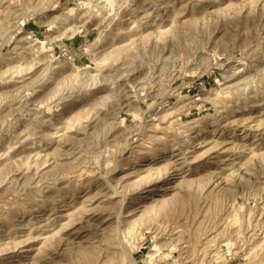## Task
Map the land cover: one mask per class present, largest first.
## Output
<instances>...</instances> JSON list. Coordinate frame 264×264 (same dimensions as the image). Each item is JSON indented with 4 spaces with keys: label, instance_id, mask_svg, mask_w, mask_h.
<instances>
[{
    "label": "rangeland",
    "instance_id": "374dc122",
    "mask_svg": "<svg viewBox=\"0 0 264 264\" xmlns=\"http://www.w3.org/2000/svg\"><path fill=\"white\" fill-rule=\"evenodd\" d=\"M94 1L0 0V264H264V0Z\"/></svg>",
    "mask_w": 264,
    "mask_h": 264
},
{
    "label": "bare ground",
    "instance_id": "6f19581e",
    "mask_svg": "<svg viewBox=\"0 0 264 264\" xmlns=\"http://www.w3.org/2000/svg\"><path fill=\"white\" fill-rule=\"evenodd\" d=\"M96 1V3H95V7L96 8H98V9H103L104 8V6L105 5H103V0H95ZM94 1V2H95ZM91 12H93L92 10L90 11V13ZM86 14V13H85ZM84 14V15H85ZM70 16H71V14H70ZM54 25H57V26H60V27H58V28H61V29H63L64 28V26L66 25V24H68V23H71V22H69V20H68V18L66 17V15L64 14V13H59L57 16H55L53 19H52V21H51ZM51 23V24H52ZM82 25V24H81ZM83 26V25H82ZM66 27V26H65ZM102 27V26H101ZM106 26L105 27H103V28H101L99 31H98V33H97V36L95 37V40H96V42H97V40L99 41V39H100V37L103 35V33L105 32V30H106ZM72 29L73 28H71V29H67L66 28V30H64L65 32L64 33H68V32H70V31H72ZM29 38H28V36H26V37H23V38H20V40H22V41H27ZM28 43V42H27ZM31 64V63H30ZM241 89V88H240Z\"/></svg>",
    "mask_w": 264,
    "mask_h": 264
}]
</instances>
